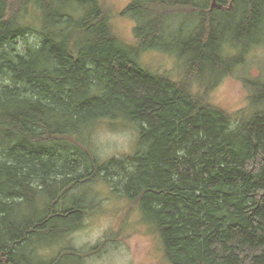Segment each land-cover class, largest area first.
Returning <instances> with one entry per match:
<instances>
[{
	"label": "trees",
	"instance_id": "obj_1",
	"mask_svg": "<svg viewBox=\"0 0 264 264\" xmlns=\"http://www.w3.org/2000/svg\"><path fill=\"white\" fill-rule=\"evenodd\" d=\"M73 1L0 0V264H33V243L81 228L98 182L138 205L169 264H264V84L242 116L193 88L235 65L228 47L264 45V0H133L121 14L138 48L99 0H78L92 6L78 18L53 10ZM33 3L48 11L39 28L25 20ZM180 45V80L141 63ZM104 121L137 128L126 160L96 153Z\"/></svg>",
	"mask_w": 264,
	"mask_h": 264
},
{
	"label": "rangeland",
	"instance_id": "obj_2",
	"mask_svg": "<svg viewBox=\"0 0 264 264\" xmlns=\"http://www.w3.org/2000/svg\"><path fill=\"white\" fill-rule=\"evenodd\" d=\"M99 1L115 14L112 24L116 33L127 45L138 48L139 41L134 35L137 23L131 17L121 14L133 0ZM57 4L58 2L52 5L53 10L62 7L67 12H73L72 15L76 18L92 10L91 4L83 7L78 0H74L69 7L64 3ZM220 7L217 0L215 5L210 0L209 8ZM29 8L31 15L25 18L26 22H34L36 27H41L44 16L48 13L45 6L33 3ZM182 20L180 18L174 28ZM186 20H189L188 16H184V22ZM34 39L30 38L29 42H35ZM17 43L19 48L26 45L22 40ZM182 47L180 45L178 51L174 48L175 54L150 49L141 53V63L154 74L180 80L184 74V61L178 57ZM226 52L237 59L229 72L211 89L197 81V88H193L204 95L208 103L228 113L242 116L248 111L251 85L259 82L264 84V45L250 46V42L245 40L237 47H228ZM226 70L224 66L216 69L215 78L221 77ZM137 139L138 132L134 125L107 121L96 125L92 137L96 153L104 161L126 160L134 152ZM86 193V200L93 201L94 205L83 220L81 228L63 238H43L36 241V244L33 243L32 252L30 249L28 251L29 257L33 251L37 252L31 258L33 264H169L159 235L140 218L137 204L124 202L119 191L114 194L110 186L102 182L85 189L84 194ZM81 194L80 191L76 195ZM28 213L27 210L25 214Z\"/></svg>",
	"mask_w": 264,
	"mask_h": 264
},
{
	"label": "water",
	"instance_id": "obj_3",
	"mask_svg": "<svg viewBox=\"0 0 264 264\" xmlns=\"http://www.w3.org/2000/svg\"><path fill=\"white\" fill-rule=\"evenodd\" d=\"M216 4V0H213V5H215Z\"/></svg>",
	"mask_w": 264,
	"mask_h": 264
}]
</instances>
